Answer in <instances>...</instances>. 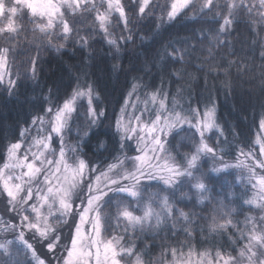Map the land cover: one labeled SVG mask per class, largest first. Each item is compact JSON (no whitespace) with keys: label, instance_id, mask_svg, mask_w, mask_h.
<instances>
[{"label":"trees","instance_id":"16d2710c","mask_svg":"<svg viewBox=\"0 0 264 264\" xmlns=\"http://www.w3.org/2000/svg\"><path fill=\"white\" fill-rule=\"evenodd\" d=\"M95 2L96 0H89L90 4ZM126 2L127 0H121L122 4ZM153 2L163 4L164 0H153ZM168 2L170 4L171 0ZM202 2L203 0H196L194 7L186 9L174 21L167 20L166 12L162 17L158 8L154 14L149 9L147 13L149 18L139 22L133 18V24L130 27L133 28L134 39L126 44L121 37L128 36L130 33L122 31L123 23L119 21L118 14L110 20L108 31L111 35L105 38L96 19H90V15H87L83 20L80 16L70 15L66 10V19L73 21L74 18L77 19L74 21V28L79 31L73 32V38L75 39L77 35L91 38L90 44L84 47L74 42L65 44L62 37L53 38L52 47L43 46L40 43L42 34L34 33L33 24L24 18L22 22L26 25L27 32L21 33L20 39L23 43L18 50L19 54L10 58L7 76L4 83L0 84V168L4 166L7 147L10 143L21 141L23 147V145L32 144L34 137L39 140L40 135L50 133L47 120L45 121L47 130L39 135L37 129L40 125L32 123L33 117L43 115L42 109L50 106L47 102L50 90L54 94L53 98L58 91L59 103L62 104L64 99L68 98L65 93L71 94L73 89L77 88V78L79 82H83L85 74L88 82H95L94 94L99 95V100H94L93 106L106 113L105 116L100 117L103 121L99 126L101 134L92 136L91 139L85 138L83 141L80 139V135L87 131L83 112L86 110L88 98L83 97L76 101L77 105L81 103L84 105L81 116L78 120L70 122L69 130L64 133V140L66 151L77 145L80 146V153H76V157L90 161V167L103 166L102 170H105L108 164L118 163L113 158L119 157L120 161H126L125 167L128 170L132 169L133 165L127 161L139 153L136 151L139 140L122 138L123 133L115 134L116 116L120 114L125 100L132 101L127 108L130 105L133 107L137 105L136 115H140L146 106L150 110L154 108V105L158 106L159 99H165L166 107L169 109L175 107L176 112L189 118V106L192 109L199 108L201 116L205 111V105L209 108L216 107L214 119L218 127L205 132V142L215 147L218 155H222L224 162L231 167L222 173H217L211 171L214 163L211 158L201 157L198 161L200 169L206 170L211 177L204 181L211 185V190L203 193L205 199L201 200V196L194 189L190 190L187 185L180 187L176 192V197L181 202L176 203L175 206L188 213L191 222L178 217L175 228H172L173 221H169L167 228L161 225L162 230H159L158 234L150 230L141 232L137 229L136 234L133 235L132 229H129L127 239L137 245V252L146 253L143 259L147 264H173L177 260L184 261L183 255L189 251L195 253L205 251L206 258L201 264H207V260L215 257L217 249L221 246L222 252L231 253L233 257L238 256L247 240L240 238V231L236 227H229L219 232L209 231L213 217L217 223L231 220L232 224H238L239 229L245 231V234H247L246 219L257 223L260 217H264L262 208L258 206L255 209L253 204L244 203L246 200L253 199L252 183H256L255 179L252 183L249 182L250 169L244 165H251L256 175L262 173V169L256 164L257 161H262L260 144L256 143L252 149L256 154L255 159L245 160V157L240 155L241 148L247 153L254 142L264 137V131L260 130L259 125L261 116L264 115V107H261L264 104V92H261L259 87L261 76L264 74V60L261 59V53L264 52V21L256 15L258 12H264V9L254 8L251 17L247 11H244L238 16L239 22L230 26L229 33L217 35L224 16L217 17L215 21L212 17L221 10L224 11V15H227V9L222 8L226 0H215V4L221 7H213L212 12L208 13L207 22H204L200 16ZM235 2L239 3V0ZM248 2L258 4L259 0H248ZM125 12H128L127 8ZM137 15H139L138 10ZM3 21L0 20V26ZM54 31L56 35H59L62 27H57ZM213 37L227 43L217 44ZM112 38H116L118 44L110 47L107 39ZM45 39L48 38L45 37ZM5 43L7 41L0 37V47ZM58 45L65 46L60 48L57 47ZM166 45L167 48H165ZM173 48L176 49L174 55L177 57L184 52L188 54L183 55L182 60L173 63L172 55L164 57V52L172 54ZM209 49L213 52L212 56L209 55ZM36 56L38 60L36 74L33 77L30 58ZM222 58L235 62L231 68V75L222 74L219 77L214 74L206 75L209 67H212L215 73V65L219 64ZM237 64L241 72L239 78L236 77ZM245 67L248 69L247 72H244ZM199 68H203L204 71H199ZM219 71L225 73V68ZM9 74L12 80L17 81L11 92L8 90L7 83ZM226 83L234 85V93L225 95L228 91ZM160 89H163V94L166 96L161 94L153 102L151 94ZM129 93L134 95L129 96ZM144 117L146 118L147 114ZM126 118L123 120L125 126L129 123V118L128 121ZM133 121L134 119L132 123ZM184 127L188 128L187 125ZM22 129L28 130L25 137L20 136ZM190 134L188 131L181 132L173 143L178 144L180 137ZM128 135L135 134L129 132ZM53 138L55 143L50 142V144L56 152L59 150L60 139ZM24 140L27 142L23 143ZM101 140L105 141L102 147ZM184 143L189 147L180 148V152L190 156L194 151L191 145L199 143V135H196L193 140H185ZM168 147L169 152L165 153L166 156L175 155L172 147ZM205 160H207L206 163ZM238 163H240L239 167H237ZM199 174V172L195 173L197 176ZM162 188V181H152L151 186L143 192L142 204L147 205L152 200H156L157 203L152 207L159 211L160 200L168 195L161 191ZM181 193L184 195L181 196ZM212 196L216 199L213 200ZM132 203L135 206L136 200L132 199ZM6 206L5 194L0 197V221H6L9 224L13 218L10 214L8 215L10 211L8 212ZM115 211L114 206L112 209H104L105 214L112 217ZM137 214H142V210L137 211ZM53 223L54 220L50 222V224ZM115 224L116 221L113 218L112 226L103 233L104 238L122 234V224L119 228H114ZM152 224L155 226V219L152 220ZM2 226L0 224V243L12 240L11 228L4 231ZM185 229L191 234L186 235ZM62 234L63 237L68 236L66 233L62 232ZM52 238L55 239V237ZM64 243H68V239L63 240L62 244ZM40 244L45 248L40 249ZM35 248L41 258L46 253L49 254L46 244L42 242H37ZM173 248L179 255L175 260L171 258ZM56 253L61 255V251ZM209 253L211 255H207ZM50 255L51 258L52 253ZM29 259H31L30 254ZM53 262L56 264V261Z\"/></svg>","mask_w":264,"mask_h":264},{"label":"snow or ice","instance_id":"6c2138e0","mask_svg":"<svg viewBox=\"0 0 264 264\" xmlns=\"http://www.w3.org/2000/svg\"><path fill=\"white\" fill-rule=\"evenodd\" d=\"M195 2L196 0H171L169 4L168 0H164L163 4H158L154 3L153 0H127L125 4H122L121 0H107L108 7L103 13H100L97 11L95 3L89 5V0H0V20H6V23L0 26V37L7 41L4 46L0 47V84L4 83L10 58L19 54L18 50L23 43L20 39L21 33L27 32V27L22 22L25 15H27L28 22L33 24L32 31L42 34L40 37L41 45L52 47L53 38L62 37L65 44L74 42L84 47L90 44L91 38L77 35L74 39L73 32L78 33L79 30L74 28L73 20L66 19L62 9H71L73 15L78 10L81 14L87 15H91L92 11H97L96 20L100 22L99 29L105 38L111 35L108 31V24L113 12H116L119 13V21L123 23L122 31L130 33L128 36L121 37L126 44L134 39L133 28L130 27L133 24V18L136 22L147 19L149 18L148 10L151 9L154 14L158 8L162 17L166 12L167 20L174 21L186 9L194 7ZM214 6L221 7L215 4V0H203L200 4V16L204 22H207L208 13L212 12ZM100 7H103V3ZM125 8L128 9L127 13ZM222 8L227 9V15H224V11L221 10L212 17L215 21L217 17L224 16L223 22L217 30V35L229 33L230 26L239 22L238 16L244 11H247L251 17L254 8L264 9V0H259L258 4L249 3L248 0H239V3H236L235 0H226ZM137 10L139 15H137ZM256 15L264 21V12H258ZM37 18L41 22L34 23ZM45 18L46 22H44ZM18 20L21 22L18 23ZM57 27H62L59 35H56L54 31ZM213 39H216L217 44L227 43L226 41H219L217 37H213ZM107 43L110 47L115 46L118 44V40L116 38L107 39ZM64 46L58 45L57 47L62 48ZM175 52V48L172 49V54L165 51L164 57L167 58L172 55V62L175 63L182 60L183 55L188 54L184 52L183 55L177 57L174 55ZM209 55H213L211 49H209ZM30 59L31 73L35 77L38 56ZM261 59L264 60V52L261 53ZM234 63L222 58L220 63L215 65V73L214 69L209 67L206 70V75L214 74L216 77L222 74L231 75V68ZM221 68H225V73L219 71ZM237 68L236 77L239 78L241 72L238 64ZM198 70L204 71L203 68ZM247 71L248 69L245 67L244 72ZM77 80V88L73 89L71 94L65 93L68 98L64 99L62 104L59 103L58 91L53 98L54 94L50 90L47 98L50 106L42 109L43 115L33 117V125H40L37 129L38 135L47 130L46 120L47 125H51L49 135L35 141L36 151H32V144H29L27 149H23L21 141L10 143L7 147V159L3 168H0V189H2L0 197L6 194V207L8 211L19 216L20 224L9 225L6 221H0L3 230L7 231L10 227L13 235L12 240H5L0 243V264H33V262L35 264H52L53 260L56 261V264H147L143 259V255L146 253L137 252V245L127 239L129 229H132L133 235L136 234L137 229L141 232L150 230L158 234L159 230H162L161 225L167 228L169 221H173L172 228H175L178 217H183L185 221L191 222L189 214L175 206L176 203L181 202L176 197V192L180 187L187 185L190 190L194 189L201 196V200L205 199L203 193L209 192L211 185L204 181L211 177L206 170L200 169L198 161L201 157L211 158L214 162L211 171L217 173H222L231 167L224 162L222 155H218L215 147L209 146L205 142V132L218 127L214 119L216 107L209 108L205 105V111L201 116L199 108L192 109L189 106V118V116H183L176 112L175 107L171 109L166 107L165 99H159L158 106L154 105L151 110L146 106L140 115H136L135 108L137 105H134L133 112L129 114L127 106L132 101L125 100L124 106L120 109V114L116 116L115 134L123 133L122 138L128 139H136L139 136L141 140L147 141L144 147L136 149L141 154L127 161L133 165L131 170L125 167L126 161H120L119 157L113 158L118 163L108 164L105 170H102L103 166L90 167V161L77 159L76 153H80L79 145L66 151L64 133L69 130L70 122L78 120L81 116V109L84 108V105L82 103L76 104L80 98H88L86 110L83 112L87 131H84L82 135L78 131L81 141L101 134L99 126L103 121L100 117L105 116L106 113L93 106L94 100H99V95L94 94L95 82H88L86 74L83 82H79V78ZM7 83L8 90L11 92L17 81L12 80L9 74ZM259 87L261 92H264V74L261 76ZM226 88L228 91L225 92V95L235 92V87L232 84L226 83ZM161 94H163V89L151 94V100L155 102ZM131 95L134 93H129V96ZM163 95L166 96V94ZM209 101L211 102V97H209ZM147 102L146 98V105ZM261 107H264V104ZM153 111L155 112L154 119L152 118ZM145 114H147L148 121L142 122ZM125 117L129 118V123L126 126L123 124ZM133 119L135 124L132 123ZM184 125H187L188 128L185 129ZM259 125L260 130L264 131V115L261 116ZM27 131V129H22L20 136L25 137ZM185 131L191 134L180 137V142L174 144L173 141H176L180 133ZM220 131L222 134V130ZM129 132L135 135L129 136ZM196 135H199V143L191 145L194 148L191 155L181 154L180 148L189 147L184 141L193 140ZM53 137L60 139L58 157L55 151H47L49 144L45 141L50 140L55 143ZM26 142V140L23 141V143ZM104 143L105 141L101 140L100 146L102 147ZM256 143L260 144V154L264 155V137H261L260 141L254 142L249 147L247 153L243 151V148L240 149V155L244 156L245 160L255 159L256 154L252 149ZM168 146L172 147L175 155H163L169 152ZM21 151L24 153L23 156L18 155ZM149 152L151 155H147ZM237 159L239 160V157ZM69 160L72 162L69 163ZM206 162L207 160H205ZM216 164L221 166L216 167ZM257 164L261 169H264V161H257ZM239 166L240 163L237 164V167ZM244 166L250 169L249 182L252 183L256 173L252 170L251 165ZM196 172L200 173L199 176L195 175ZM41 177L43 180L40 179ZM152 181H162L163 188L161 191L168 193L160 200L159 211L152 207L153 204L157 203L156 200H152L147 205L142 204L143 192L151 186ZM85 184H87L86 193ZM258 184L259 193L255 200L258 201V206L264 209V176L259 178ZM252 187L255 189L257 183H252ZM183 195L184 193H181V196ZM77 199L80 200L79 204H76ZM132 199L136 200L135 206ZM212 199L214 200L216 197L212 196ZM253 202V200L244 201L246 204ZM113 206L116 210L114 217L106 215L104 209H112ZM42 207H47L48 216L43 215ZM53 208L56 209L55 214L52 212ZM140 210H142V214L136 215L135 213ZM77 215L79 216L78 220L76 219ZM65 216L70 217L71 220H63ZM49 217L63 220V223L69 228L67 237L58 233L57 226L49 223ZM113 218L116 221L114 228H119L122 224L123 233L113 235L110 239H104L103 233L112 226L111 220ZM153 219L156 221L155 226L152 224ZM229 227H236L240 231V238L246 239L247 243L243 245L239 255L235 257L231 253L222 252L221 246L217 249L215 257L207 260V264H220V261H223V264H264V217H260L257 223L251 219H246L247 234L239 229L238 224L233 225L231 220L217 223L213 217L209 231L219 232ZM17 229L19 230L17 231ZM26 230L31 233L32 242L26 236ZM201 230L203 231V229ZM185 234L190 235L191 233L185 229ZM66 239H70V242L62 244V241ZM37 242L46 244L48 252L52 253L51 258L47 254L43 258L37 254L34 246ZM56 251H61V255L57 256ZM176 252L177 250L173 248L174 257ZM29 254L31 259H29ZM225 256L228 258L225 259Z\"/></svg>","mask_w":264,"mask_h":264},{"label":"rangeland","instance_id":"374dc122","mask_svg":"<svg viewBox=\"0 0 264 264\" xmlns=\"http://www.w3.org/2000/svg\"><path fill=\"white\" fill-rule=\"evenodd\" d=\"M101 3H103V7H100ZM95 4L97 5V11L100 12V13H103L104 10L108 7L107 0H96ZM89 5H91V4L89 3ZM66 10L69 11L68 13H69L70 15H73V13L71 12V9H66ZM66 10H65V9H62V11H64V12H66ZM97 11H92L91 15L89 16L90 19H91V18H92V19H96ZM117 14L119 15V13L113 12V16H115V15H117ZM75 15L82 17L83 20H85V18L87 17V14H81V12H80L79 10L77 11V13H76ZM75 15H74V17H75ZM66 16H67V15L65 14V17H66ZM113 16H112V17H113ZM24 18H25V19H28V18H27V15H25ZM76 20H77V19L74 18V21H76ZM110 20H112V18H110ZM2 21H3V20H2ZM3 22H6V21H3ZM3 22H2L1 25H3ZM39 22H41L39 18H37V20L34 21V23H39ZM44 22H46V18H45ZM96 22H97L98 25H99L100 22H99L98 20H96ZM5 76H7V73L5 74ZM133 109H134V107L130 105V106L127 108L128 113L131 114L132 111H133ZM125 118H126V117H125ZM152 118L154 119V118H155V115L152 116ZM126 119H127V121H128V117H127ZM146 121H148V119H147V117H146V118L144 117V121H142V122H146ZM133 124H135V120L133 121ZM50 130H51V125H50V127L48 128V132H50ZM48 135H49V133H48V134H43V136L40 135V139H42L43 137H46V136H48ZM137 139L139 140V142H138V146H139V147H144L145 144L147 143V141H145V140H141L139 136L136 137V140H137ZM36 140H37V137H34V139H33L32 142H31L32 145H33L32 151H36V150H37V145L35 144V141H36ZM50 142H51V141H45V143H48V144H49V148L47 149L48 152H52V151H54L53 148L51 147ZM28 145H29V144H27V145H23V149H27V148H28ZM41 151H44V149H41ZM55 153H56V155H57V157H58L59 150L56 151ZM23 154H24L23 151H21V152L18 153V155H20V156H23ZM140 154H141V153H138L137 155H140ZM147 155H151V152L147 153ZM163 155L166 156V154H163ZM135 156H136V155H135ZM261 156H262V161H264V155H261ZM50 158H51V157H50ZM6 159H7V158H6ZM6 159H5V160H6ZM77 159H82V158H78V157H77ZM71 162H72V161L69 160V163H71ZM161 163H163V161H161ZM4 164H5V163H4ZM256 164H257V162H256ZM257 165H258V164H257ZM105 169H106V168H105ZM263 170H264V169H262V173H260L259 175H256V177H255V180H256V183H257V187H256L255 189H251V190H252V193H253V195H254L253 199H251V200L254 201L252 204L254 205L255 209H256V207H258V201L255 200V198L257 197V195H258V193H259V184H258V181H259V178H260V177L264 176V172H263ZM40 179L43 180V177H41ZM84 189H85V193H86V191H87V184L84 185ZM79 203H80V200L77 199V200H76V204H79ZM38 207H40V205H38ZM263 210H264V209H263ZM41 211L43 212V215H44V216H48V209H47V207H42V208H41ZM8 212H9V211H8ZM52 212L55 214V213H56V209L53 208V209H52ZM9 214H10V216L13 218V220H12L11 222H9V224H10V225H11V224L19 225V224H20V218H19V216H16V217H15L16 213H14V212H13V214H12L11 212H9L8 215H9ZM135 214H136V215H141V214H137V212H136ZM56 215L58 216V214H56ZM76 219H77V220L79 219V216H78V215H77ZM52 220H54V223H53V224H55V225L57 226V230H60V231H62L63 233H66V234L68 235V233H69V228L63 223V220H71L70 217L65 216V217L63 218V220H59V219H56V220H55V219H53L52 217H49V223H50ZM59 222L61 223V225H57ZM41 224L43 225V222H41ZM74 226H75V225H74V223H73V228H74ZM2 227H3V226H2ZM18 230H19V229H17V231H18ZM123 230H124V229H123V225H122V233H123ZM60 231H58V233L61 234V235H63L62 232H60ZM26 236H28V238L31 237V233L28 232L27 230H26ZM103 238H104V237H103ZM104 239H106V238H104ZM108 239H110V238H108ZM29 241L32 242L31 239H30ZM69 242H70V239H68V243H69ZM35 245H37V243H36ZM35 245H34V246H35ZM39 248H40V249H44L45 246H43V245L40 244ZM44 251H45V250H44ZM205 253H206L205 251H200L199 253H195V252H193V251H189V252H187V253H185V254L183 255V256H184V261L177 260V261L174 262V264H201L202 261H203V259L206 258ZM46 254H47V253H46ZM55 254H56L57 256H59V254H57V253H55ZM64 254L66 255V253H64ZM47 256L50 258V256H51L50 253L47 254ZM178 256H179V255L176 254V256L174 257L173 254H172L171 258L175 260V258H177ZM225 259H227L226 256H225ZM53 261H55V260H53ZM53 261H52V264H55V262H53ZM220 264H223V261H220Z\"/></svg>","mask_w":264,"mask_h":264}]
</instances>
